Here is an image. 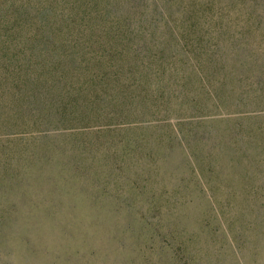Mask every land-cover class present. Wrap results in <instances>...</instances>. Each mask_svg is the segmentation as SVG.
I'll use <instances>...</instances> for the list:
<instances>
[{
  "label": "rangeland",
  "instance_id": "rangeland-1",
  "mask_svg": "<svg viewBox=\"0 0 264 264\" xmlns=\"http://www.w3.org/2000/svg\"><path fill=\"white\" fill-rule=\"evenodd\" d=\"M189 89L128 121L0 129V264H264V103L204 116Z\"/></svg>",
  "mask_w": 264,
  "mask_h": 264
},
{
  "label": "trees",
  "instance_id": "trees-1",
  "mask_svg": "<svg viewBox=\"0 0 264 264\" xmlns=\"http://www.w3.org/2000/svg\"><path fill=\"white\" fill-rule=\"evenodd\" d=\"M249 44H264V0H0V129L88 126L101 106L128 121L153 113L154 93L185 101L195 78L203 99L188 109L248 112L264 103L237 89L264 90Z\"/></svg>",
  "mask_w": 264,
  "mask_h": 264
}]
</instances>
